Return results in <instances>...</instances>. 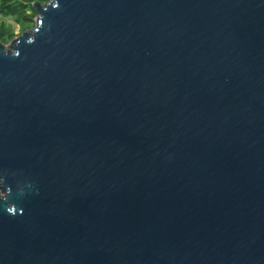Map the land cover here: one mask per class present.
Returning <instances> with one entry per match:
<instances>
[{"label":"water","instance_id":"1","mask_svg":"<svg viewBox=\"0 0 264 264\" xmlns=\"http://www.w3.org/2000/svg\"><path fill=\"white\" fill-rule=\"evenodd\" d=\"M0 42V264H264V0H48Z\"/></svg>","mask_w":264,"mask_h":264},{"label":"trees","instance_id":"2","mask_svg":"<svg viewBox=\"0 0 264 264\" xmlns=\"http://www.w3.org/2000/svg\"><path fill=\"white\" fill-rule=\"evenodd\" d=\"M48 0H0V16L13 19L22 27V33L35 26L38 15L35 2L45 4ZM21 33V34H22ZM20 34V35H21ZM17 37L12 28L5 22H0V42L7 45Z\"/></svg>","mask_w":264,"mask_h":264},{"label":"rangeland","instance_id":"3","mask_svg":"<svg viewBox=\"0 0 264 264\" xmlns=\"http://www.w3.org/2000/svg\"><path fill=\"white\" fill-rule=\"evenodd\" d=\"M0 22H5L6 25L10 26L17 37L22 33V27L20 25H18L13 19H10V18L7 19V18H3L0 16ZM31 28H33V27H31ZM0 194L4 195L2 192H0Z\"/></svg>","mask_w":264,"mask_h":264}]
</instances>
